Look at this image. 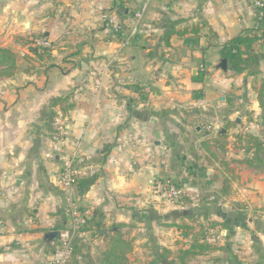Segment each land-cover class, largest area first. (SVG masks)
<instances>
[{
    "label": "crops",
    "instance_id": "0c3cea01",
    "mask_svg": "<svg viewBox=\"0 0 264 264\" xmlns=\"http://www.w3.org/2000/svg\"><path fill=\"white\" fill-rule=\"evenodd\" d=\"M257 1L264 4L0 0V46L18 57L15 76L0 81V264H104L117 224L132 241L130 260L151 264L158 246L174 250L182 239L166 224L215 204L245 213L235 247L256 258L255 236L264 248V231L253 223L264 225V152L260 167L247 164L252 153L238 137L264 142V37L253 68L225 73L216 66L232 38L264 35ZM38 35L53 45V67L30 69L26 42ZM187 38L196 44L187 46ZM73 154L83 175L67 192L58 180ZM187 162L205 167V177L191 175ZM152 181L178 185L180 200H162ZM69 195L87 231L74 228ZM196 219L224 221L215 213ZM55 231L59 240L48 237ZM67 236L73 251L63 260Z\"/></svg>",
    "mask_w": 264,
    "mask_h": 264
},
{
    "label": "trees",
    "instance_id": "16d2710c",
    "mask_svg": "<svg viewBox=\"0 0 264 264\" xmlns=\"http://www.w3.org/2000/svg\"><path fill=\"white\" fill-rule=\"evenodd\" d=\"M263 9V8H262ZM259 30L264 32V15L258 17ZM264 37L260 36L258 33L255 34H243L232 38L228 41L225 46L220 50V57L228 62L229 68L236 73H242L244 70L253 68L255 64L259 62L258 54L254 51L256 43ZM45 37L43 35L34 36L26 42L28 49L30 51L31 57L27 56V61L30 64V69L35 68V64H39L41 67L49 66L53 67V45L42 46L38 44L40 40ZM197 40L187 38L185 44L187 46L193 47ZM18 71V57L15 52L9 48L0 46V81L3 79H9L15 76ZM256 73V72H255ZM204 72L199 74L195 80L202 81L204 78ZM258 98L261 104V108L264 113V84L258 91ZM64 102V100H59V103ZM52 122H47V127L50 132L57 131L51 125ZM238 140L241 142V148H244L247 153H252L251 159L247 160L246 163L249 165H255L260 167L262 164L261 154L264 152V142L261 138L254 136L253 134H242L239 135ZM245 142L246 146H242ZM206 144L207 151L209 150L212 156L214 153L211 152L208 143ZM208 151V152H209ZM180 160H183L181 155H178ZM210 164V160L208 161ZM187 171L191 175L199 174V177H205L204 173L206 171L205 167L198 168L194 163H189ZM178 188V185L174 184ZM179 189V188H178ZM180 190V189H179ZM180 197L177 200H180ZM182 200L186 199L182 198ZM175 201V200H174ZM191 212V213H190ZM183 219H189L190 222L177 223L173 222L171 224H166L168 227H175L179 232L181 245L176 243V250H172L167 247H157L154 251V260L151 264H190L193 258L204 256L212 251H223L227 253V260L234 262L235 264H241L238 257L233 253L232 243L227 242L224 246H215L212 240H209L207 234L208 231L216 233V240L221 237L223 240H227L234 237L235 228H247V216L244 212L242 213H224L216 204L213 206H204L202 208H196L195 210H190ZM218 214L224 221H208L206 224L200 223L196 218L201 216L207 217L209 214ZM153 220V219H151ZM210 223V224H209ZM258 228L264 231V225L261 223L256 224ZM115 227L119 228V231L114 232L106 237L107 247L103 253V263L104 264H144L135 263V261L130 260V255L133 252V244L131 240L125 238V234L122 233L123 224H117ZM88 228H80V231H87ZM222 231L226 234L222 235ZM192 239L191 244L184 245ZM255 242L254 248L260 255L257 264H264V248L262 242L256 236L253 238ZM78 240H75V251L77 248Z\"/></svg>",
    "mask_w": 264,
    "mask_h": 264
},
{
    "label": "built area",
    "instance_id": "2783aa9c",
    "mask_svg": "<svg viewBox=\"0 0 264 264\" xmlns=\"http://www.w3.org/2000/svg\"><path fill=\"white\" fill-rule=\"evenodd\" d=\"M256 6L259 8L264 7L262 1H257ZM141 15L138 14L140 19ZM38 44L42 46H48L49 42L45 39L40 40ZM77 155L73 154L69 157L62 169L61 175L58 180V186L67 192H70L79 182L80 177L83 175L82 168L77 165ZM156 194L164 201L171 202L177 200L180 197L181 191L170 182L164 181H152ZM70 194V193H69ZM68 208L73 219V226L75 229L80 228L84 221L80 218L78 208L73 201L71 195L68 196ZM62 255L61 258L66 260L72 253V237L67 236L61 243Z\"/></svg>",
    "mask_w": 264,
    "mask_h": 264
},
{
    "label": "rangeland",
    "instance_id": "374dc122",
    "mask_svg": "<svg viewBox=\"0 0 264 264\" xmlns=\"http://www.w3.org/2000/svg\"><path fill=\"white\" fill-rule=\"evenodd\" d=\"M213 159V158H212ZM209 161V160H208ZM207 162V161H206ZM210 163H211V165L213 166V161L212 160H210ZM207 165H208V163H207ZM211 165H209V166H211ZM192 208V206H189L187 209H191ZM180 221V223H183V222H185L186 220H184L183 218L182 219H180V220H178V222ZM251 221V220H250ZM177 222V221H176ZM211 222H213V221H211ZM256 222H257V220H253V223L256 225ZM201 224H202V222H200ZM210 224V223H209ZM217 233V232H216ZM216 233H214V232H211V231H208L207 232V234L208 235H210L209 236V240L211 241L212 240V243L213 244H215V246H224L225 244H227V242H231L232 243V247L234 248L233 249V253L238 257V260H239V262L241 263V264H257L258 263V260L259 259H257V257L258 258H260V255L257 253V251L255 250V248H254V252H256V258H253V254L252 255H247V253L246 252H251V251H246L245 249H242L243 248V246H245V245H243V246H240V245H237L236 247H235V245L236 244H239V243H237V241H235V239L236 238H233V237H231V238H229V239H227V240H223L221 237H219V239L218 240H216V236L217 235H215ZM223 233L224 234H222V235H225L226 234V232L225 231H223ZM243 234H244V236H245V233L243 232ZM215 236V237H214ZM182 241H180V240H178L176 243L177 244H182L181 243ZM191 242H192V239H190V241H188V243H186V244H184L185 246L186 245H189V244H191ZM253 243L255 244V242L253 241ZM177 249V247H175V249L174 250H176ZM243 252L244 251V254H242L241 252ZM151 253V252H150ZM221 252H209V254H207L208 255V257H206V258H203V259H197L198 257H196V258H193L191 261H190V263H192V264H235L234 262H231V261H228L227 260V253H222L223 255H226V257H223L224 259L221 261L220 260V258H218L219 257V255L218 254H220ZM207 255H204V257L205 256H207ZM201 257V256H200ZM237 264V263H236Z\"/></svg>",
    "mask_w": 264,
    "mask_h": 264
},
{
    "label": "water",
    "instance_id": "95a60500",
    "mask_svg": "<svg viewBox=\"0 0 264 264\" xmlns=\"http://www.w3.org/2000/svg\"><path fill=\"white\" fill-rule=\"evenodd\" d=\"M216 69L227 73L229 70L228 62L225 59H221L219 64L216 66ZM112 231H116V230H102L101 234L107 235L109 232ZM48 237L51 240H59L61 238V233L59 231L51 232L48 234Z\"/></svg>",
    "mask_w": 264,
    "mask_h": 264
}]
</instances>
